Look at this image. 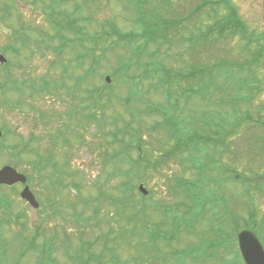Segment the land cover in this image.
Listing matches in <instances>:
<instances>
[{
    "label": "rangeland",
    "instance_id": "374dc122",
    "mask_svg": "<svg viewBox=\"0 0 264 264\" xmlns=\"http://www.w3.org/2000/svg\"><path fill=\"white\" fill-rule=\"evenodd\" d=\"M27 1L19 0L17 10L43 36L28 30L33 53L20 44L18 52H4L18 84L11 95L13 108L0 110V127L6 126L0 138V166L16 165L29 174L41 207L24 203L22 187L13 191L0 187V264H238V230L253 229L264 244V0H232L253 33L247 36L252 43L229 33L190 43L185 0H171L167 18L184 19L177 30L160 35L144 49L142 41L137 53L122 47L111 50L113 42L102 40L95 60L87 57L81 68L73 67L76 54L70 48L55 54L44 41L37 42L45 38L44 31L52 33L49 7L42 0L37 8ZM76 7H80L79 24L92 33L107 19L123 32L137 28L135 2L73 0L63 3L61 10L72 12ZM143 20L155 29L161 27L162 21L147 13ZM7 31L0 22V52L9 40ZM66 35L73 37L70 32ZM54 59L58 64L53 68ZM195 59L198 67L214 66L213 71L199 79L174 78L164 86L159 84L164 70L148 78L154 72L153 62L171 73H185ZM63 64L74 76L87 68L95 74L82 79L74 96L44 91L30 95L31 84H41L49 70L60 75ZM107 76L111 87L103 89ZM72 81L68 79L69 86ZM204 85L202 94L185 95V89ZM88 88L107 97L93 102ZM129 95L135 97L128 99ZM165 115L178 123L181 137L185 119L186 127L202 132L206 118L213 126H222L224 140L217 148L174 152L180 142L163 126ZM117 127L116 142L112 131ZM29 132L35 141L30 139L29 149L21 150L24 145L19 143L27 141ZM121 139H132L135 146L128 153L142 157L141 165H147L140 170L141 181L137 174L125 172L132 164L127 156H118L120 163L108 159L123 150ZM126 180L130 187L136 185L131 196L134 208L125 209L123 197L117 205L109 196L122 195ZM185 181L192 185L186 189L192 201L185 195ZM140 182L150 191L148 196L138 191ZM207 193L217 195L212 202L215 208L205 206ZM219 241L224 246L231 243L235 252L225 251L224 246L216 250ZM106 247L113 248L114 257Z\"/></svg>",
    "mask_w": 264,
    "mask_h": 264
},
{
    "label": "trees",
    "instance_id": "16d2710c",
    "mask_svg": "<svg viewBox=\"0 0 264 264\" xmlns=\"http://www.w3.org/2000/svg\"><path fill=\"white\" fill-rule=\"evenodd\" d=\"M70 1L73 0H42V5L45 4L47 7H49L48 21L51 24L52 33L44 31L45 38L37 39V42L41 43L44 41L46 43V48L49 50H53L55 54H61L63 51H66L68 50V48H70L76 54L73 58L76 61V63L73 64V67L75 68H81L82 64H84L87 57L89 56L92 60H95V53L101 45L100 43L102 40L104 41L110 39L111 43L113 42L111 50H114V48L116 47H122L130 49L133 53H137V47L141 44L142 41V48L144 49V47L146 48L149 43L155 42L156 38L160 35L165 36L169 30H177L183 24L184 20L174 19L173 21H170L167 18L166 13L169 10L170 5L173 3L171 0H158L156 3H154L153 0H125L135 2L136 17L134 19V24L137 28L135 30L123 32L117 27L113 20L107 19L106 22L101 25L100 30H96L94 33H92L91 31H89V29L87 30L86 26L81 25L78 22V13L80 12V7H76V9L72 12L61 10L62 4L68 3ZM18 2L19 0H0V22L5 24L9 29V31L6 32L9 40L4 47V51L6 53H8L9 51L18 52L17 44H20L23 48H27L29 50L31 49L30 52L33 53V51H35L34 48L32 49L31 45L33 39L32 35L28 34V30L30 32H32L33 30L38 31L41 37L43 35L39 31V29L35 30L34 28H32V26L28 25L26 20L23 19L22 14L17 10ZM27 2L33 7L37 8L36 5L38 3V0H28ZM144 4L146 8H149L144 9ZM160 5H163L162 8H159ZM171 12L174 13V11ZM145 13L149 14V16H152L153 18H156V20L158 21H162V23H160L159 25L161 27L159 29H157L156 27L157 31L155 28H153L152 24L144 22L143 17L145 16ZM11 19L15 21L13 23H8V20ZM192 20L194 21L192 22ZM62 21L64 23H62ZM206 21L208 22V24H206ZM190 26H193V28H189ZM195 30L197 31L195 32ZM185 31L190 32V36L188 37V39L190 43L193 44H196L199 40L203 42L213 40L211 37L212 35L214 36V38L216 36V38L218 39L226 37L229 33L231 35H239L242 39L247 40V36L249 34H253L249 32L247 23L242 18L238 7L234 5L232 0H185ZM66 32H70L71 34H73V37L67 36ZM57 40H59L60 42L57 45H54ZM247 42L252 43L254 41L247 40ZM136 43L139 44L136 45ZM262 47H264V44L262 45ZM197 61L198 59H195V62L190 67L191 69L185 73H171L161 64L154 65L153 62L151 64L153 66L154 72L151 75H148V78L158 77L159 72L161 70H164L165 75L162 76L159 80V84L161 86H164L167 84V82H173V80H175L174 78H177L179 81L199 79L200 74L203 75L207 72L213 71L214 66H209L211 68L198 67ZM222 63L225 64V62ZM57 64L58 61L56 59L51 61V66L53 68ZM215 66V68H217L218 66H223V64H216ZM94 74V70H92L91 68H87L85 69L83 75L74 76V74L69 71V67L66 64H63L60 75L56 76L55 74H52L50 70L47 71L41 80V84H39L38 86H32V92L44 91L45 93L47 92L54 95H61L64 93L68 96H74L73 92L75 90H79L82 84V79L84 80L87 77L93 76ZM70 78H73L72 86L68 85V79ZM14 82H16V80H14ZM104 82L106 85H104L103 89L111 87L106 83V80ZM195 83L198 84V81H196ZM206 89V85L198 88V90L195 88H188L185 89V95L190 96L194 94H202V92H205ZM88 91L90 93L89 96L94 99L93 102H95V100L100 101V99L107 97L104 92L99 91L97 88L95 90H91L90 88H88ZM134 97L135 96L133 95H129L127 98L130 99ZM177 124V122L172 121L170 116L165 115L163 119V126L169 127L168 130L170 131L171 136L178 139V141L180 142V144H178V146L175 148L174 152L177 150H185L193 153L199 150L200 147L207 148L209 145H211L213 148H217L224 140V136L221 135V132L223 131L222 126L219 123H217L216 126H213V121L212 123H209L207 122L206 118L203 121L202 132H199L195 126L186 127L188 126V123L185 119V133L182 132V137L180 136V128L176 126ZM114 133L117 136L119 133V129L116 128ZM131 141L133 140L131 139ZM131 141L127 142L125 140L122 147L123 150H120L114 156L111 155V157H109L108 159L109 161H114V159L116 158V160L118 161V156H122L124 157V159L125 156H127L128 159L131 160L132 164L129 169H125V172L127 174H137V181H141L143 179V176L141 175L140 170H145L147 165H141L143 161L141 159L142 157L132 158L131 154L128 153V150H131L135 146V144H132ZM138 143L139 144L137 146H140V140L138 141ZM183 147H185V149ZM20 149L23 150V148ZM169 154L170 153L168 152L166 153V155ZM118 162H121V160H119ZM118 170L122 171L120 167L118 168ZM210 182L218 181L210 179ZM123 187L124 191L122 195H120L119 197H112L113 194H110V199L115 204L119 205L121 202V198L123 197L126 200L124 208L128 209L129 206L131 208H134L135 205H131V196L133 195L132 189L133 187L134 189H136V185L130 187L129 181L126 180L123 182ZM191 187L192 185L188 181H185V195L192 201V197L188 194V192H186V189ZM212 194L213 195L207 193V195H205V206L212 205L214 207V204L212 202H215L218 197L215 193ZM210 196H212L213 198H211ZM143 208L146 209L145 206H143ZM251 217L253 219L254 213H251ZM128 220H133V218L129 217ZM215 246V249L217 250L219 247H223L224 244L219 241ZM224 247L225 251L232 252L231 243L229 244V246ZM105 251H109L111 253V257H114L113 248L106 247ZM237 255L239 259L238 264H243L239 249L237 250Z\"/></svg>",
    "mask_w": 264,
    "mask_h": 264
},
{
    "label": "water",
    "instance_id": "95a60500",
    "mask_svg": "<svg viewBox=\"0 0 264 264\" xmlns=\"http://www.w3.org/2000/svg\"><path fill=\"white\" fill-rule=\"evenodd\" d=\"M0 61H6V57L3 54H0ZM106 79L110 82V76H107ZM1 134L2 131L0 129V136ZM26 181L27 176L14 167L5 165L0 168V184L13 185L17 182L25 183ZM138 188L143 194H149L148 189L143 183ZM20 194L34 207L39 206V202L36 200L28 185L22 189ZM237 240L245 264H264V246L256 232L251 229H242L237 233Z\"/></svg>",
    "mask_w": 264,
    "mask_h": 264
},
{
    "label": "flooded vegetation",
    "instance_id": "af4514ba",
    "mask_svg": "<svg viewBox=\"0 0 264 264\" xmlns=\"http://www.w3.org/2000/svg\"><path fill=\"white\" fill-rule=\"evenodd\" d=\"M5 63L6 62H0V71L2 73H4V75H0V106H2L0 110L7 109V108H9V109L13 108L14 102L12 100L11 95H12V91L17 86L16 82H14L15 78L13 77V74H12L11 65H7ZM34 95H36V94H34ZM87 118H88V116H87ZM54 137H56V133L54 134ZM30 139L35 141L34 135L33 134L30 135V132H29V133H27V141L22 142V145H24V147L26 146L25 148L29 149ZM24 142H27V143L25 144ZM27 184H30V177H28ZM24 185L25 184H23L22 182H17L12 186L2 184L1 187H3V189L7 188V189L13 191V190H16L18 187L19 188L23 187ZM33 192H34V190H33ZM34 194H35L36 198L40 201V207H41V200L39 199V197L36 195L35 192H34ZM22 200L24 201V203L26 205L27 204L30 205L27 200H24V199H22ZM4 201L6 203L7 208L11 207L10 200L7 198L6 195H5ZM40 207L35 208V209H40Z\"/></svg>",
    "mask_w": 264,
    "mask_h": 264
}]
</instances>
